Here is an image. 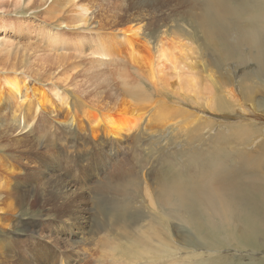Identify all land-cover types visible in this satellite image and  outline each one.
I'll return each mask as SVG.
<instances>
[{"label": "rangeland", "instance_id": "rangeland-1", "mask_svg": "<svg viewBox=\"0 0 264 264\" xmlns=\"http://www.w3.org/2000/svg\"><path fill=\"white\" fill-rule=\"evenodd\" d=\"M58 1L0 0V264H242L243 257L260 258L264 247L226 240L245 231L243 197L231 201L228 221L196 199L193 218L172 187L182 185L188 201L190 191L203 199L207 180L225 169L261 181L263 114L240 119L228 101L204 109L193 91L179 90L175 77L153 82L144 67L163 36L180 37L191 47L197 77H214L220 100L236 86L241 99L264 113V64L254 60L255 46L236 48L250 57L243 61L229 51L242 21L217 9L224 26L210 25L203 5L215 0H78L89 21L78 27L77 8L62 10L65 0ZM259 1L248 10L262 11ZM137 30L133 39L129 34ZM39 98L46 106L36 110ZM83 104L140 120L116 139L101 126L96 134ZM176 112L192 117L182 122ZM223 176L217 187L232 191ZM8 178L18 189L8 187Z\"/></svg>", "mask_w": 264, "mask_h": 264}, {"label": "bare ground", "instance_id": "bare-ground-1", "mask_svg": "<svg viewBox=\"0 0 264 264\" xmlns=\"http://www.w3.org/2000/svg\"><path fill=\"white\" fill-rule=\"evenodd\" d=\"M258 2H261V1H259V0H215V1L205 2L203 5V8L206 9V11H207V13H206V11H205V13L207 15V19L210 20V21H208V23L210 25H213L214 28H222V26H224L223 22L220 21L221 15L216 11L217 9H220L221 11L229 12V13H231V16H233L236 20H241L242 24L244 25V27H242V30H243L241 32L242 34H240L239 37L236 36L235 39L232 40L233 42L231 43V48L229 51H231V53H234V52L237 53L238 52L240 55H242V56H240L241 61L247 60V59H250V57L244 55L245 53L243 51H242L243 53L241 51H240L241 52L240 53L239 51L236 50V48H238V46H240L239 47V49H240L242 46L241 44H243V43L244 44L245 43L253 44L255 46V49H252V50H256V54L254 55V53H253L254 60H256V63L260 67H263V64H264V46H263L264 11H263V9L264 8H262V11H255V12L248 10V6H250L252 3H258ZM56 3L60 4V0ZM62 5L64 6L62 10H64L65 8H68L72 5L77 8L79 13H77V15L75 17L77 18L76 22L78 24V27H80L81 25L86 26L87 22H89L88 19L86 18L87 17L86 14H87L88 10H87V8H84V5L83 6H82V4L78 5V0H65V2L62 3ZM257 9H258V7H257ZM227 15L228 14H226V16ZM236 25L238 26V24H235V26ZM206 27H208V26H206ZM139 32H140L139 30L133 31L129 35L131 37H133V39H137L140 36ZM234 32H236V31L234 30ZM172 34L174 35L175 33L172 32ZM236 35H238V34H236ZM218 40L220 41V39H218ZM228 41H229V39H228ZM229 42H231V41H229ZM189 46L190 45L184 43V41L182 39H180V37L163 36L159 40V42L157 43V45L155 47V51L153 50L154 54L152 55V57L150 59L144 61L145 70L147 71V73H149L151 80L153 82H158L161 80L168 81L172 77H175L177 86L179 87V90L180 89H184V90L186 89V91H187V88H188L189 90L193 91L194 97L196 100L200 99V102L202 101V103H203V101H204L206 103L204 106V109H207V110L210 109L211 107H213L214 105H218V104L225 106L226 105L225 102L228 101L230 103V105H232L234 113H236V116L240 119L245 114H250L248 118H250L252 121H255V119L253 118L254 114L261 113L264 116L263 112H261L260 110H256L253 107V105H251L249 102H246L239 97L238 89L236 86H235V88H231V89L225 91L224 102L222 100H220L218 95H217V88H218L217 82L215 81L212 74H210V72H206V75L204 73L205 76L202 75L204 78L201 75H199L197 77V75L200 73H198V71L196 70V68L194 66L195 62L192 59V56H191L192 51L190 49L191 47L189 48ZM224 46H226V45H224ZM225 49H226V47H225ZM193 55H194V53H193ZM198 70H199V68H198ZM11 87H14V91H15L14 97H16L18 99L21 98V93L19 92V88L17 86H11ZM29 93L32 94V97L35 96V93H33L32 91ZM183 93H185V92H183ZM24 102L26 103L29 101H28V99H26L23 101V103ZM45 106L46 105H44L42 103L40 98L34 100L33 108H35L36 110L38 108L44 109ZM49 106H50V104H49ZM222 106H218V107H222ZM152 109H153V107H152ZM123 110L125 112H127L126 109H123ZM182 114L184 115V117L181 114H179V112L175 113V116L179 115V117H180L179 120L182 122L187 121L189 118L192 117V114H189V115H188V113H182ZM83 116H85L84 119L88 125V128L92 129V132L98 134L97 129H100L99 126H101L104 133L111 136L114 139L119 138L123 132L129 131L133 127L138 125L139 120H140V118H135L134 116H129V118H127V117L114 118V117L108 116V114H105L103 111L93 109L92 107L86 106L85 104H83ZM157 116H160V115H157ZM258 117L261 118V119H258V121L264 122V117H262L260 115H258ZM196 118H199V116L197 115ZM167 119H168V117H167ZM166 121L170 122V120H166ZM68 122L72 125L75 122V120L71 116L69 118ZM236 173L237 172H234V171L233 172H227V170L225 169L224 171L216 173L215 175L211 176L206 182L207 185L209 186L210 190L207 192L206 196L203 197V199L202 198L198 199V198L194 197L195 195L191 196V194H193V191H190L189 197H188V199H186L188 201L183 200L184 194L181 190L182 185L173 186L172 190L177 196L182 198V199L178 200V201H180V205L182 207H184L186 210H188L190 213V217H193V218L197 217L196 207L194 206V204L196 203V199L198 200V202L210 204L209 205L210 208H213V209L215 208L214 210L213 209H211V210L218 212V214H220V216L223 218L224 221L225 220L228 221L227 219L230 218L228 215L231 214V209H230L231 201L237 200V201L241 202L240 198L243 197L245 200H243L241 202V203H244L243 206L241 205L242 206L241 211H242V220L245 224V231L243 233H241L240 238L239 237H233V236L229 237L227 235L228 237H226V240L227 241L228 240H230V241L235 240V241H237V245H238V243H241L240 245L243 246V248H248V247L252 248V249L261 248V250H263V247H264V208L262 209L263 210V212H262V210L258 211L256 206L259 202H260V204H264V202L262 201V199L264 200V192L260 191V193H257V194L251 193L252 195H250V190L254 191L255 189H258V188L259 189L264 188V178L261 181H258L256 179L252 178L251 175H248L247 172L242 171V172H239L238 174H236ZM244 173H246L245 177H244ZM226 175L230 177L229 186H226V187L232 188L233 189L232 191H228L226 189L221 190V189H219V187H217L219 184H217L216 181H218V179H220L222 176L225 177ZM215 176H217V179L215 178ZM247 179H249L250 181H247ZM8 181L10 182V185H8V187L10 186L11 190L18 189V185L16 184L15 180H13L12 178H8ZM221 181H224V179ZM247 182H249L250 184H248ZM215 184H216L217 188L214 187ZM190 200H195V201L191 202ZM234 203H236V201ZM235 209L236 208H234V210ZM234 213H236V212H234ZM227 216L229 218H227ZM224 223H222V224H224ZM244 224H242V226ZM212 226H213V224H212ZM225 226H224V228H225ZM213 229L217 230L216 226ZM229 231H230V229H229ZM240 260H241L242 264H264V254H262V256L260 258H257V259L243 257Z\"/></svg>", "mask_w": 264, "mask_h": 264}]
</instances>
